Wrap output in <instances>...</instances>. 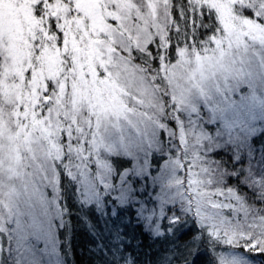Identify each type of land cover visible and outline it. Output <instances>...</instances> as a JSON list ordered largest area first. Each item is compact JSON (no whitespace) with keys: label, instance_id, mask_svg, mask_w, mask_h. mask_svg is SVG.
Returning <instances> with one entry per match:
<instances>
[{"label":"snow or ice","instance_id":"6c2138e0","mask_svg":"<svg viewBox=\"0 0 264 264\" xmlns=\"http://www.w3.org/2000/svg\"><path fill=\"white\" fill-rule=\"evenodd\" d=\"M62 175L264 264V0H0V264H67Z\"/></svg>","mask_w":264,"mask_h":264},{"label":"trees","instance_id":"16d2710c","mask_svg":"<svg viewBox=\"0 0 264 264\" xmlns=\"http://www.w3.org/2000/svg\"><path fill=\"white\" fill-rule=\"evenodd\" d=\"M114 162L125 166L121 160ZM251 168L255 172V165ZM60 189L61 205L67 209L60 233L67 264H184L194 259L192 237L200 229L190 216L180 214L178 223H160L152 233L143 228L132 205H110L106 200L80 205L75 185L63 175ZM196 255L200 264H215L206 236Z\"/></svg>","mask_w":264,"mask_h":264},{"label":"rangeland","instance_id":"374dc122","mask_svg":"<svg viewBox=\"0 0 264 264\" xmlns=\"http://www.w3.org/2000/svg\"><path fill=\"white\" fill-rule=\"evenodd\" d=\"M119 161V160H116ZM123 162V161H122ZM115 164V168L113 170V176H115L123 167H120V164ZM125 165V162H123ZM125 167V166H124ZM120 169V170H119ZM111 183V181H110ZM137 183H139L137 181ZM160 186L158 184H152L149 183L148 187H141L135 194V198L132 200H123L121 202H117V199L113 197L112 193H102L101 194V202L107 201L108 204H125V205H132L139 217L140 220H142L143 228L148 232H156L158 231V227L160 226V223L171 221L172 214L174 212V209L169 208L167 214L163 211V204L160 206V211L156 213L149 212L145 205L148 206V208L154 207L156 205L157 200H162V197L160 195ZM170 195V194H168ZM99 202V201H98ZM165 203H171V200L165 201ZM177 215H180L179 211H176ZM257 231H264V225L260 227Z\"/></svg>","mask_w":264,"mask_h":264}]
</instances>
